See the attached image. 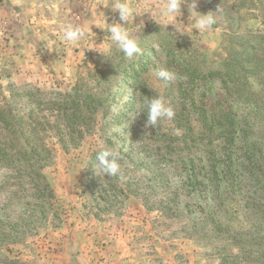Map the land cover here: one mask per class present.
Here are the masks:
<instances>
[{"label":"rangeland","instance_id":"1","mask_svg":"<svg viewBox=\"0 0 264 264\" xmlns=\"http://www.w3.org/2000/svg\"><path fill=\"white\" fill-rule=\"evenodd\" d=\"M127 2L142 14L132 59L99 45L113 0H0V97L45 164L36 191L5 146L0 264H264V0H198L217 12L205 34L187 4L165 21L166 0ZM68 23L85 29L76 47L59 39ZM158 95L174 119L146 126ZM105 148L116 176L96 172Z\"/></svg>","mask_w":264,"mask_h":264},{"label":"clouds","instance_id":"2","mask_svg":"<svg viewBox=\"0 0 264 264\" xmlns=\"http://www.w3.org/2000/svg\"><path fill=\"white\" fill-rule=\"evenodd\" d=\"M198 0H166L161 6L158 16L159 19L165 21H173L176 17L181 15L182 4H187L190 17H194L192 29L198 31V34H205L213 29L217 23V12H208L201 14L195 9L197 8ZM111 8L118 13L119 23H107L105 21V28L108 33L105 40L99 44L104 47L105 54L114 45L117 50L122 52L127 59H132L135 55L141 53V49L137 40L131 35V29L127 26L129 23L134 24V19L141 16L136 8L132 7L127 0H113ZM170 24V23H168ZM85 38V29L80 26H74L71 23L65 24L62 27V35L59 37L60 41L65 46L76 47ZM107 42V43H106ZM51 51L59 53V45L55 40L50 41L47 46ZM155 77L161 81H169L175 78V74L162 70L156 71ZM146 126L157 127L161 121H171L174 119L175 113L164 96L158 95L156 98L148 99L146 103ZM175 134L179 135L180 130L176 129ZM96 172L97 174H105L107 176H116L120 171V164L118 163L119 154L111 148L101 150L96 156Z\"/></svg>","mask_w":264,"mask_h":264},{"label":"trees","instance_id":"3","mask_svg":"<svg viewBox=\"0 0 264 264\" xmlns=\"http://www.w3.org/2000/svg\"><path fill=\"white\" fill-rule=\"evenodd\" d=\"M9 97L10 96L7 95H1L0 97V131L8 132L9 135L12 136L15 135L18 141L17 143H13L9 138L4 143L0 141V160L5 158V156L7 155L5 146L9 144L13 149L16 150L15 153L17 154L18 160L21 163L23 162L22 168L17 169L18 175H21V177L25 179L27 183L33 184L34 190H41L39 187V181L44 180V177L41 175V172L36 167V165L39 164L41 167H44V159L41 158L40 152L35 151V147L33 148V146H27L20 141L21 139H18L17 134L19 132L16 130V125L20 124L22 120H24V118L19 113H14V109ZM212 168H214V166H212ZM211 173H213L214 175H218L219 172L215 169H212ZM230 173V176L234 178V172L230 170ZM206 174L209 175L208 172H206ZM215 180L216 183L217 181H220L219 177H215ZM211 181L213 182L212 179ZM211 187H213V192H216L217 196L219 189L216 187L215 182H213V185H211ZM25 190H28L27 187L25 188ZM45 190H47V187L45 189H42L40 193L45 194ZM50 195H52V193H50ZM222 260L224 261L226 259L222 258Z\"/></svg>","mask_w":264,"mask_h":264}]
</instances>
